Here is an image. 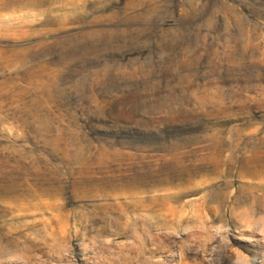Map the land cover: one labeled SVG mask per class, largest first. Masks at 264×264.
Segmentation results:
<instances>
[{
  "label": "rangeland",
  "instance_id": "1",
  "mask_svg": "<svg viewBox=\"0 0 264 264\" xmlns=\"http://www.w3.org/2000/svg\"><path fill=\"white\" fill-rule=\"evenodd\" d=\"M0 264H264V0H0Z\"/></svg>",
  "mask_w": 264,
  "mask_h": 264
}]
</instances>
